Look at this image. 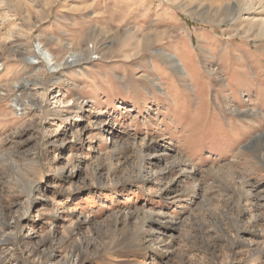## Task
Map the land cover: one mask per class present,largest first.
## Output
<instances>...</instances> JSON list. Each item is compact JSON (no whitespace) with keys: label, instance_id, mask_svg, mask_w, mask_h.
<instances>
[{"label":"rangeland","instance_id":"rangeland-1","mask_svg":"<svg viewBox=\"0 0 264 264\" xmlns=\"http://www.w3.org/2000/svg\"><path fill=\"white\" fill-rule=\"evenodd\" d=\"M263 23L264 0H0V264H264Z\"/></svg>","mask_w":264,"mask_h":264},{"label":"bare ground","instance_id":"bare-ground-1","mask_svg":"<svg viewBox=\"0 0 264 264\" xmlns=\"http://www.w3.org/2000/svg\"><path fill=\"white\" fill-rule=\"evenodd\" d=\"M260 33L262 34H264V23L262 24V26H261V28H260ZM18 50V49H17ZM36 51H37V53H38V56L43 60V61H45V63L49 66V69L51 70L52 69V71H56L57 69H59V68H62V67H65V66H72V65H75V64H77V63H79L80 61L79 60H74V58L75 57H77V55L76 54H74V53H71L70 55H68L63 61H62V59H61V62H59V60H56L55 58H54V56L52 55V53H50V51L48 50V49H46V48H44V46H41V44L38 42V44H37V46H36ZM155 55H161L162 53H160L159 52V50L158 51H155ZM35 55V54H34ZM32 57V56H31ZM36 57V56H35ZM160 57V56H159ZM165 59H166V61L169 63V67H170V69H172L174 72H177V73H180V66L181 65H178L177 64V62H176V60L172 57V55L170 56V55H165ZM29 62V61H28ZM179 63V62H178ZM51 65V66H50ZM57 78V77H56ZM18 83V82H17ZM20 83V82H19ZM23 83H25V84H27V81H24ZM20 84V85H15L14 86V88L16 89V88H18V91L21 89L22 91L24 90V85L25 84ZM29 84V83H28ZM154 85V84H153ZM27 87V86H26ZM154 87L155 88H157L155 85H154ZM13 88V87H12ZM26 89V88H25ZM24 92V91H23ZM16 102H13V107H15V109L17 108V110H18V107L17 106H19L18 105V103H17V100H15ZM258 111V110H257ZM246 113H250V114H254V113H256V110H254V109H251V108H249V109H246ZM257 114V113H256ZM254 143H256L255 144V146H254V148H257L258 147V143L260 142V143H263V145H264V133L261 135V136H259V137H257V138H255V140L253 141ZM255 150V149H254ZM257 150V149H256ZM260 149H258V151H259ZM157 155H159V154H157ZM158 239V238H157ZM6 241H8V240H6ZM5 241V242H6ZM159 243H162L163 242V240H159L158 241ZM164 243V242H163ZM6 244V243H5ZM51 257V255L50 256H48V258H50ZM68 264V263H67Z\"/></svg>","mask_w":264,"mask_h":264},{"label":"water","instance_id":"water-1","mask_svg":"<svg viewBox=\"0 0 264 264\" xmlns=\"http://www.w3.org/2000/svg\"><path fill=\"white\" fill-rule=\"evenodd\" d=\"M254 138H256V136H255V137H253V139H254ZM253 139H251V140H253ZM250 142H251V141H250Z\"/></svg>","mask_w":264,"mask_h":264}]
</instances>
